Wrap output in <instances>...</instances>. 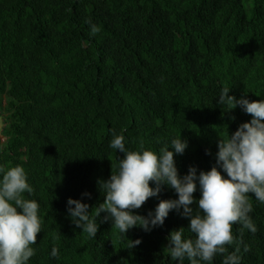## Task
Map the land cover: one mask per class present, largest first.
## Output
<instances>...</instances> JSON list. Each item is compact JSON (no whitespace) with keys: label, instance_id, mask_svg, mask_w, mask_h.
<instances>
[{"label":"trees","instance_id":"1","mask_svg":"<svg viewBox=\"0 0 264 264\" xmlns=\"http://www.w3.org/2000/svg\"><path fill=\"white\" fill-rule=\"evenodd\" d=\"M89 19L102 29L95 37ZM223 87L238 99H264V0H0V166L23 165L34 188L25 196L39 203L42 231L29 264H178L170 233L194 234L175 210L162 227L127 235L101 213L91 238L67 201L89 192L84 202L99 212L106 197L98 182L124 155L109 146L113 129L124 130L132 150L183 136L181 174L210 170L219 136L251 119L218 104ZM175 198L165 186L136 211ZM249 199L258 231L244 233L242 264H264V204ZM232 231L239 235L240 225Z\"/></svg>","mask_w":264,"mask_h":264},{"label":"clouds","instance_id":"2","mask_svg":"<svg viewBox=\"0 0 264 264\" xmlns=\"http://www.w3.org/2000/svg\"><path fill=\"white\" fill-rule=\"evenodd\" d=\"M87 23L93 37L101 32L91 19ZM230 91L231 88H222L218 104L227 106V112L240 107L251 119L234 132L219 136L215 164L210 170L193 165L181 174L176 157L189 147L183 136L172 138L158 150L143 144L132 150L126 146L124 130L113 129L109 146L124 155L110 178L98 182L106 197L99 212L92 215L91 205L84 202L85 197L91 198L89 192L83 193L81 199H68V215L76 227L96 238L97 217L106 213L104 221H111L121 234L127 235L135 227L151 232L162 227L175 210L190 220L187 228L194 238L185 236V227L170 233L167 249L173 261L213 264L217 256H222V264H242L243 254L250 251L244 233L258 231L249 196L264 204V99L251 100L247 92L238 99L229 95ZM207 152L211 154L210 149ZM165 186L173 189L178 198L160 199L147 215L136 211L150 198H159ZM197 191L201 193L199 198L194 195ZM26 193L31 196L34 188L24 166H0V264H29L36 254L33 245L42 231V219L39 203L26 198ZM234 224L240 225L239 235L233 234ZM141 242L133 241L131 248ZM229 247L233 250L229 251ZM50 255L58 257V247H53Z\"/></svg>","mask_w":264,"mask_h":264},{"label":"rangeland","instance_id":"3","mask_svg":"<svg viewBox=\"0 0 264 264\" xmlns=\"http://www.w3.org/2000/svg\"><path fill=\"white\" fill-rule=\"evenodd\" d=\"M3 126H4L3 118L0 117V135H1V131H2ZM0 137L2 140L5 139L2 135Z\"/></svg>","mask_w":264,"mask_h":264}]
</instances>
